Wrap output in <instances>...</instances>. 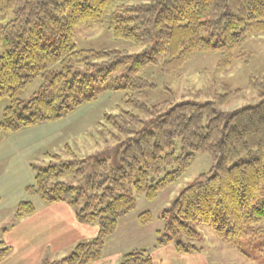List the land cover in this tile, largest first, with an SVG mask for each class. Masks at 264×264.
<instances>
[{"label":"trees","instance_id":"16d2710c","mask_svg":"<svg viewBox=\"0 0 264 264\" xmlns=\"http://www.w3.org/2000/svg\"><path fill=\"white\" fill-rule=\"evenodd\" d=\"M0 20V99L8 100L0 132L15 134L57 122L92 103V84L106 83L119 69L127 88L140 92L145 84L137 76L158 58L178 63L195 52L230 57L247 36L264 32V0H59L56 6L43 0H0ZM83 20L104 21L118 39L143 42L145 50L114 59L75 52L69 28ZM84 63L87 71L82 73L78 68ZM38 78L42 87L22 103L19 96ZM128 120L135 123L134 117ZM196 154L209 155L213 166L163 212L154 248L172 244L179 254L199 252L177 238H196L190 225L204 224L242 253L243 240L264 234V99L232 112L210 102L176 104L131 137L80 163L32 169V188L44 204L64 203L75 209L79 221L98 230L95 238L76 247L79 255L63 264L96 262L118 220L133 211L134 197L154 200L185 173ZM245 155L247 161L236 163ZM165 169L171 170L162 174ZM66 177L78 179L77 185H65ZM154 177L160 178L153 182ZM80 200L84 203L78 210ZM32 212L31 204L21 202L17 217ZM151 222L149 213L137 216L139 226ZM2 251L0 260L7 249ZM120 264L153 260L149 252L136 250Z\"/></svg>","mask_w":264,"mask_h":264},{"label":"rangeland","instance_id":"374dc122","mask_svg":"<svg viewBox=\"0 0 264 264\" xmlns=\"http://www.w3.org/2000/svg\"><path fill=\"white\" fill-rule=\"evenodd\" d=\"M43 1L50 6H56L59 2ZM113 29L104 21L76 22L69 28V44L75 52L88 54L87 57L91 59L107 56L106 59H114L123 55H138L145 50L143 42L136 44L118 39ZM60 33L57 30L56 35ZM92 62L89 60L87 63ZM101 63H97L98 68ZM86 69L85 63L78 68L82 73ZM123 71L119 69L111 74L106 83L101 84L97 80L92 84L94 101L83 104L57 122L38 125L15 134L0 132V254L4 248L7 249L0 262L11 250L3 241L6 230L11 229L16 220L33 214L17 217L20 203L34 206L39 201L38 194L32 188V169L38 171L49 165L80 163L88 156L131 137V134L150 122L151 117L176 104L210 102L223 112H232L261 102L264 99V32L247 36L240 51L228 58L218 52H195L178 63L158 58L137 76L145 84L140 92L127 88ZM42 85V79L34 80L19 96V100L26 103L38 93ZM7 105V99H0V121L2 110ZM133 117L135 123L128 120ZM109 118L113 120L108 122ZM117 127L122 132L127 131V134L121 133ZM174 150L178 152V142ZM248 159L249 156L245 155L236 163ZM212 166L209 155L196 154L185 173L154 200L146 201L143 196H135L133 211L124 216L126 220L121 221L117 236L107 240L105 252L117 251V254L124 255L136 251L133 249L135 246H142V250L150 253L156 244V233L162 232L163 212L170 208L185 188L200 175L208 173ZM170 170L165 169L162 174ZM160 177H154L153 182ZM62 181L67 186L75 187L78 179L66 177ZM83 203L80 200L76 208L81 209ZM145 213L151 215L152 222L139 226L137 216ZM132 227L144 228L139 230ZM190 228L196 238L179 236L177 241L204 251L210 264H264V234L243 240L242 254L220 241L207 225L194 224ZM81 243L85 242L76 244L65 257L47 259L42 264H63L72 254L79 255L74 251Z\"/></svg>","mask_w":264,"mask_h":264},{"label":"crops","instance_id":"0c3cea01","mask_svg":"<svg viewBox=\"0 0 264 264\" xmlns=\"http://www.w3.org/2000/svg\"><path fill=\"white\" fill-rule=\"evenodd\" d=\"M33 208L32 215L16 220L11 229L6 230L3 241L11 250L0 264H42L47 259L57 260L65 257L76 244L88 242L97 235L95 226L79 221L75 209L64 203L47 205L39 197ZM125 218L119 219L115 233L105 240L100 258L90 264L121 263L125 254H117V251L105 252V246L108 239L117 236L119 225ZM134 228L140 227H132ZM142 228L144 227L139 230ZM133 249L144 248L135 246ZM150 255L153 264H210L204 251L179 254L172 244L152 247Z\"/></svg>","mask_w":264,"mask_h":264}]
</instances>
